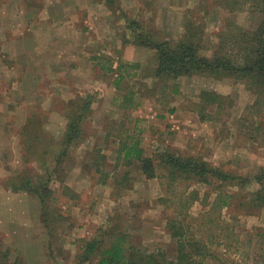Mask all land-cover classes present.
<instances>
[{"label":"rangeland","instance_id":"374dc122","mask_svg":"<svg viewBox=\"0 0 264 264\" xmlns=\"http://www.w3.org/2000/svg\"><path fill=\"white\" fill-rule=\"evenodd\" d=\"M257 1L0 0L3 264H76L84 241L111 225L171 257L176 244L167 220L175 210L205 242L207 264H264V205L253 213L219 209L214 184L174 181L164 170L149 178L139 163L127 165L118 156L121 142L137 135L148 154L170 145L250 181L227 190L248 194L263 187L264 99L256 103L258 95L231 77L152 76L155 52L135 36L178 40L192 21L203 27L209 48L228 16L236 25L258 27L263 12ZM132 61L139 66H125L118 84L119 65ZM203 90L227 98L204 108ZM89 93L95 95L82 121L85 137L54 173L75 109L70 101ZM26 172L52 174L49 227L38 197L9 186Z\"/></svg>","mask_w":264,"mask_h":264},{"label":"trees","instance_id":"16d2710c","mask_svg":"<svg viewBox=\"0 0 264 264\" xmlns=\"http://www.w3.org/2000/svg\"><path fill=\"white\" fill-rule=\"evenodd\" d=\"M257 4L263 12V19L258 27L246 28L236 25L235 20L228 16L226 29L222 28V31L217 34L218 41L209 48L202 43L203 27L192 21L188 23L185 33L178 40H159L142 32L136 33L137 42L155 52L157 64L152 76L172 80L182 75L193 74L208 75L217 79L231 77L245 82L248 88L258 95L256 103H261L264 99V0H258ZM205 48L211 49L212 55L204 53ZM127 65L136 67L139 63H121L117 69L121 72L117 80L118 84L125 77L123 68ZM110 68L115 70L112 62ZM94 95L89 93L87 96L70 101V107L74 105L75 109L70 117L67 115L69 119L62 141L64 146L55 159L57 164L52 172H56L70 148L84 139L82 121L94 104ZM201 97L204 108L212 104L221 106L227 98L225 94L214 90H203ZM137 121L140 120L137 119ZM118 153L123 163L127 165L139 163L140 169L149 178L156 177L159 170H164L165 174L174 181L183 178L214 184L215 207L219 209L234 206L240 212L253 213L255 209L264 205V185L255 191H248V194L241 192L242 189L227 190L229 186H239L250 181L245 176L236 174L224 166L215 165L203 157L183 155L177 148L173 149L170 145L148 154L146 147L142 145V138L132 135L121 142ZM52 180V174L34 176L26 172L22 174L21 179L9 182L13 190H26L38 197L44 209L48 227L49 223L51 224V218L55 216L50 209L51 200L54 198ZM103 181L107 182V179L104 178ZM180 216L182 213L175 210L167 220V230L176 244L175 252L171 257L167 249L151 250L129 240V233L110 229L115 227L111 225L100 228L92 238L84 241L76 264L88 262L95 264H207L205 260L209 250L205 242L198 239L191 231L190 222ZM0 264H3L1 257Z\"/></svg>","mask_w":264,"mask_h":264},{"label":"crops","instance_id":"0c3cea01","mask_svg":"<svg viewBox=\"0 0 264 264\" xmlns=\"http://www.w3.org/2000/svg\"><path fill=\"white\" fill-rule=\"evenodd\" d=\"M138 47H142V45H139ZM144 48V47H143ZM133 62V61H132ZM113 63V68H115L114 66H115V63L114 62H112ZM134 63V62H133ZM137 63V62H136ZM140 63V62H139Z\"/></svg>","mask_w":264,"mask_h":264}]
</instances>
